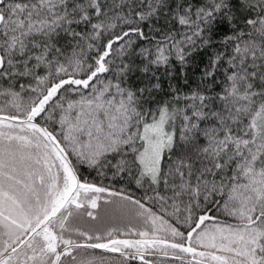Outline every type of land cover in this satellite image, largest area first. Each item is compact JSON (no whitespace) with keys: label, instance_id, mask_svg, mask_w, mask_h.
Here are the masks:
<instances>
[{"label":"snow or ice","instance_id":"obj_1","mask_svg":"<svg viewBox=\"0 0 264 264\" xmlns=\"http://www.w3.org/2000/svg\"><path fill=\"white\" fill-rule=\"evenodd\" d=\"M0 264H264V0H0Z\"/></svg>","mask_w":264,"mask_h":264}]
</instances>
